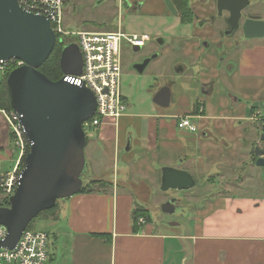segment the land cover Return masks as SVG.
Instances as JSON below:
<instances>
[{
  "label": "crops",
  "instance_id": "obj_1",
  "mask_svg": "<svg viewBox=\"0 0 264 264\" xmlns=\"http://www.w3.org/2000/svg\"><path fill=\"white\" fill-rule=\"evenodd\" d=\"M178 20L181 23L180 17ZM187 32L181 31L186 36L181 39H187L189 47L184 44L181 49L189 53L196 48V42H189L191 37L188 36L191 35ZM263 50L264 46L255 45L242 52L237 62L240 75L264 77ZM207 57L205 63H212L213 56ZM163 60L159 62L165 68ZM180 64L176 72L185 70L183 73H186L188 66ZM230 67L229 70L234 71L235 67ZM164 71L159 74L160 77L164 76ZM187 77L190 75L187 74ZM189 79L192 80L193 76ZM260 82L257 87L263 90L264 82L262 85ZM170 83L164 80L160 83L168 86V104L162 106L153 100L159 87L153 92L154 105H170ZM204 89L209 90L205 95L210 96L215 90L214 84ZM252 94L257 96L256 93ZM122 95L127 109L126 96ZM227 99L220 102L209 115L204 114L205 107L199 101L187 113L173 114L176 121L179 115H189L197 127L196 131L198 125L193 118H201L202 127L208 126L209 120H227L232 121L228 124L234 125L233 128L229 125L218 127L212 133L210 129H205L201 137L194 134L196 131L183 130L185 135L190 136V141L198 139L199 144L186 145L188 139H181L184 143L175 142L177 151L173 152L169 144L174 136L162 122L163 112L159 108L152 105L151 110H158V113L144 116L142 124L137 123L142 113L124 112L117 120L118 124L135 127L137 123L134 135L137 136L136 141L141 138L140 153L137 152L136 160L123 157L125 163L122 164L121 177L116 181L109 179L105 170L110 162L114 164L116 154H120V134L115 129L117 123L104 124L95 129L100 143L91 144L88 155L84 154L86 177L82 180L86 183L97 179L103 183L93 191L77 192L57 200L55 209L45 214L43 223L46 226L39 230L47 233L52 244V253H48L46 264H264V166L255 164L256 156L253 153L256 145H264L260 140L264 130L250 120L251 115H241L239 109L244 108L237 96L230 94ZM200 104L203 111L197 114ZM261 107H264V102ZM248 108L251 114L255 109H260V105L256 102ZM129 144L127 142L125 147L127 151L131 148ZM14 149L17 148L10 130L0 114V162L11 158ZM127 162L132 164L127 165ZM164 166L187 171L195 181L192 188L187 189L191 198L201 195V199L212 202L206 218L190 226L199 228L197 233L177 235L157 232L150 221L145 202L155 193L158 194L154 197L155 201H167L165 192L160 189L161 169ZM130 168L133 169L131 173ZM7 171L0 170V173ZM134 210L144 221L139 223L138 219L134 220Z\"/></svg>",
  "mask_w": 264,
  "mask_h": 264
},
{
  "label": "rangeland",
  "instance_id": "obj_2",
  "mask_svg": "<svg viewBox=\"0 0 264 264\" xmlns=\"http://www.w3.org/2000/svg\"><path fill=\"white\" fill-rule=\"evenodd\" d=\"M187 1L194 10L193 20L189 23L182 24L179 23L178 20L177 0H63L62 6L63 25L68 30L112 31L120 29L125 33H149L150 36L154 38L151 42L148 41L140 50H134L133 47H130L125 42L122 43L120 88L122 93L126 96L128 103L125 113H142L140 115L142 118L140 117L139 121L137 119V123L142 124L144 116L158 113V110H151V106L154 105L152 102L153 92L155 93V91H157L161 85V81H165V78H167L166 81L171 82L170 92L172 93V98L170 105L168 107L154 106L163 112L161 113V120L168 129L172 131L174 136L173 141H170L171 143L169 144L172 148V152L177 151V146L176 144L174 145L175 142L178 144L184 143L181 139H188L186 140V145H193L194 143L199 144L197 142L198 139L190 141V136L185 135L184 131L177 127V121L172 117L173 114L187 113L198 101L205 107L204 114L209 115L212 114L214 109H217L216 106L220 102L228 100L227 97L231 94L237 96L241 100L240 105L244 109H239V111L242 116L246 117L251 115L253 111L250 114L248 107L256 102L260 105V110L264 114V107H261V104L264 102V89L260 90L257 87L258 82L262 80V82H264V77L254 78L240 75L237 62L244 49L242 50L240 48L241 46H238V48L234 50V53L230 51L231 53L228 54L229 52L227 49H232L231 41L233 38L221 34V24L211 19L215 17L216 13L211 8L207 9L209 0H205L206 2H204V0ZM260 7L264 8V4ZM260 11L261 16L264 17V9ZM195 21L204 24L196 25L194 24ZM196 29H198V31H196ZM183 30H188L187 34L191 35L188 36V38L191 37L189 42L194 41L198 43V48L200 49L198 52L191 51L187 53L182 51L181 37L186 38V36L181 33ZM158 34L168 38L169 42L167 45L162 46L156 43L155 36ZM179 36L181 37L179 38ZM237 39L240 41V44H245V42L241 41L242 39L240 37H237ZM207 43L210 45L209 47H207ZM220 43L223 44L222 47L218 46ZM255 44L264 46V41H252V45ZM186 45L189 47L188 42ZM155 49L164 52L162 57L158 58V60H154L155 55H150V64L142 72L136 71L133 68V61L135 59H142V54L147 53V50L150 51ZM262 52L264 53V50ZM197 55H200V57ZM210 55L214 56L212 58V63H205V59L209 58L207 56ZM217 55L219 59L224 56L223 64L219 68L215 67L218 61V59L215 58ZM161 60H163L166 68L165 75L164 77L162 76L163 78L159 76L165 69L163 66H160L161 63L159 61ZM228 62L235 66L234 71L225 67ZM180 63H182V65L184 64L185 67L188 66L186 73H183L185 70L183 72H176L177 67L181 65ZM14 65L15 64L8 65L7 69ZM7 69H4L3 72L0 70V83ZM187 74L190 75L189 78L193 76V79L190 80ZM198 79L211 80L213 82L215 90L210 96L201 93L200 81ZM262 82H260V85L263 84ZM246 93H249L250 96ZM251 93H256L257 96L254 94L251 95ZM258 98H260V100ZM192 120L198 125V131L194 133L198 137L202 136V132L205 129H210L212 133L218 127L224 128L226 125H229L230 128H233L234 126L228 124V122L232 121L209 120L208 126L202 127L201 122L203 120L201 118H193ZM118 121L115 125V129L118 134H120L119 145L121 147H118V149H120V154H116L117 156L116 161L114 160V164L110 162L105 170V175L111 180L114 179L113 181L121 177L120 171L122 170V164L125 163L123 157L136 160V155H138L137 152L140 153L138 149L141 142V138L136 141L137 136L134 135L137 123L135 127H125L118 124ZM84 131L87 140H90V142L87 141L89 145L87 144L88 146H85L86 148L84 151V154L88 155L87 150L89 146L93 143L99 144L100 142L96 136L95 129L85 128ZM127 142H130L129 147L131 145L128 151L125 148ZM172 144L174 146H172ZM11 145V148H13V144ZM17 153L18 150L14 149L11 158L2 160L0 162V170L9 171L15 158L18 156ZM21 160L22 158L20 159L19 167L22 165ZM126 164L131 165L132 162H127ZM132 171L133 169L130 168V173ZM85 172L86 169L83 170L82 179L86 177ZM134 176L137 178L136 174H134ZM163 192H165V199L169 200L174 198L177 200V203L173 205L172 212L168 213L163 212L160 208V205L164 201H155L154 197L158 195L157 193H155L149 201L145 202L150 221L156 227L155 231H166L177 235L197 233L196 231L199 230V228H190V226L198 220L201 222L206 218L212 202L201 199V195L192 199V195H190L187 189L169 188L167 191ZM5 197L6 196L0 192V205L5 204ZM44 216L45 215H40L35 218V220L27 226V229L39 230L42 229V226H46L43 223ZM51 245L49 237L47 241L48 253H52V251H50Z\"/></svg>",
  "mask_w": 264,
  "mask_h": 264
},
{
  "label": "water",
  "instance_id": "obj_3",
  "mask_svg": "<svg viewBox=\"0 0 264 264\" xmlns=\"http://www.w3.org/2000/svg\"><path fill=\"white\" fill-rule=\"evenodd\" d=\"M220 2L226 0H217ZM245 5L246 0H239L235 21ZM242 31L246 37H261L264 22L246 20ZM55 43L56 35L46 17L27 12L17 0H0V61L15 58L24 62L10 71L6 83L12 110L19 115L29 144L16 189L8 197L9 205L0 206V225L7 230L0 247L13 248L33 218L57 200L77 193L83 185L86 133L82 121L93 114L96 103L89 89L73 81L82 65L76 44L62 47V76L58 80L39 71ZM165 94L158 91L153 100L166 106ZM260 140L264 142V133ZM253 153L255 164L264 166V145H256ZM161 171L163 191L189 189L195 183L187 171L178 167L164 166ZM174 201L163 202L161 210L172 212Z\"/></svg>",
  "mask_w": 264,
  "mask_h": 264
},
{
  "label": "built area",
  "instance_id": "obj_4",
  "mask_svg": "<svg viewBox=\"0 0 264 264\" xmlns=\"http://www.w3.org/2000/svg\"><path fill=\"white\" fill-rule=\"evenodd\" d=\"M17 2L27 12L46 17L56 39L62 45L74 43L78 46L82 62L81 72L72 80L89 89L96 103L93 114L82 121L83 129H97L104 124H116L126 109L120 88L122 43L125 42L133 48L141 47L148 40V33H125L120 29L71 31L63 25V0H17ZM11 64H15L13 66L15 68L23 65L24 62L15 58L0 61V70L3 72ZM0 113L5 118L13 143L18 150V156L12 168L5 173H0V192L9 197L16 189L22 169L19 167L20 159L25 153L27 140L19 115L12 109L4 108L0 109ZM249 118L264 128V114L260 109H255ZM177 127L191 132L197 130L189 115L177 116ZM142 221H144L142 217L138 218L139 223ZM6 232V227L0 225V240L5 237ZM47 241L46 232L26 227L13 248L0 247V264H46Z\"/></svg>",
  "mask_w": 264,
  "mask_h": 264
},
{
  "label": "flooded vegetation",
  "instance_id": "obj_5",
  "mask_svg": "<svg viewBox=\"0 0 264 264\" xmlns=\"http://www.w3.org/2000/svg\"><path fill=\"white\" fill-rule=\"evenodd\" d=\"M204 2H206V1L204 0ZM208 3H209V5H207V9L211 8L216 13L215 17H212L211 19L213 21H217L222 26L221 27L222 29H221L220 33L224 34L225 36H228V37L231 36L233 38L232 41H231L232 49H227V51L229 52L228 54H230L232 51L234 53V50L237 49L238 46H241L240 48L242 50L243 49L244 50H248V49H251L252 47H254L256 45V44L252 45V41H255V40L264 41V35L261 36V37H251L250 38V37H246L244 35L243 31H242V24L246 20L263 21L264 22V17H262L261 14H260L261 13L260 10L264 9V8L260 7L262 4H264V0H246V5L241 8L240 15L238 16L237 21H235V18H233V17H235V10H236L235 8L238 6L239 0H226V2L223 3V4L221 2L218 4L217 0H209ZM176 4H177L178 15L180 17L181 23H189V22H191L193 20L194 10L189 5V2H188V5L191 8L192 14H189L185 18L186 19L185 21L182 20V16H181V13H180V1L178 0ZM249 7H251V8H249ZM194 24L203 25L204 23H202V22L198 23V22L195 21ZM199 28H201V27H199ZM237 37L238 38L240 37L242 39L241 41L245 42V44H240V41L237 39ZM152 39H154V38H152L150 36V34L148 33V40L146 41V43L148 41L151 42ZM183 39H181L182 46H184V44L186 45V43H187V39H185L186 41H182ZM56 41L59 42L58 39H56ZM155 41H156V43H158V44H160L162 46L163 45H167L168 42H169L168 38L165 37V36H162L161 34H158V35L155 36ZM247 42H249V43H247ZM146 43L143 46H145ZM206 45H207V47L210 46L208 43ZM63 46L64 45H62V47ZM143 46L138 47V48L135 47L136 49L135 48H133V49L134 50H140ZM218 46L222 47L223 44L220 43V44H218ZM192 50H194L196 52H198L200 50L198 48V43H196V48L192 49ZM242 50H241V52H242ZM206 51H207V49H206ZM153 54L156 55L155 58H154V60H155V59H158L159 57H162L164 52H161V51L156 50V49L155 50H150V51L147 50V53L142 54V56H143L142 59H140V60L135 59L133 61V63H134L133 64V68L136 71H138V72H142L150 64L151 60H150L149 56L153 55ZM218 55L215 57V58L218 59V61L216 62V65H218V66H216V68H219V67L222 66V64H223L222 62H223V58H224V56H222V58L219 59ZM197 56L200 57V55H197ZM240 56H241V54H240ZM142 63H144V65L140 69V65ZM231 65L234 66L232 63L228 62L225 65V67L230 69ZM165 72L166 71H164L163 75H165ZM198 80L200 81L199 85H200L201 93L204 94V95L206 93H209V90L204 89V88L205 87L207 88L208 86L211 87L213 82L211 80H202V79L201 80L198 79ZM165 81H166V78H165ZM159 87H160L159 91H161L163 94L168 92V86L167 85L164 84V85H161ZM202 111H203V105L200 104L199 108L197 109V112H198L197 114H200ZM262 130H264V128H262ZM176 201L173 202V205L177 203Z\"/></svg>",
  "mask_w": 264,
  "mask_h": 264
},
{
  "label": "trees",
  "instance_id": "obj_6",
  "mask_svg": "<svg viewBox=\"0 0 264 264\" xmlns=\"http://www.w3.org/2000/svg\"><path fill=\"white\" fill-rule=\"evenodd\" d=\"M180 1V13L182 16V20L185 21L186 17L189 14H192L191 8L188 5V1L187 0H179ZM61 50H62V44L58 41H56L52 51L50 52L49 56L47 57V59L38 67L39 71H41L46 77H48L49 79L56 81L58 80L61 76H62V72L60 69V64H59V59H60V54H61ZM14 69V67L9 68L5 74H3L2 77V82L0 83V108H5L7 110H11L12 106L10 103V98H9V93L7 90V77L8 74L10 73V71ZM87 137H86V142L85 145L87 144ZM29 149V144L26 141V146H25V153L22 157V165L20 166V168L23 167L24 165V156L25 154L28 152ZM103 183L102 180H97V179H93L90 181H87L86 183H83V185L81 186V188L79 189L78 192H90L93 191L94 188L96 186H100ZM5 204H1L0 206H8L9 205V201H8V197H5ZM57 205V201L55 203V205L53 207H51L50 209L44 210L42 212H40L35 218L39 217L40 215H45L48 213H51L55 207ZM137 210L133 211V217L134 220L136 221L139 217L137 214ZM35 218H33L29 224L35 220ZM28 224V225H29Z\"/></svg>",
  "mask_w": 264,
  "mask_h": 264
}]
</instances>
